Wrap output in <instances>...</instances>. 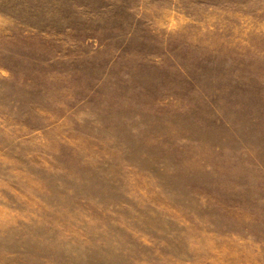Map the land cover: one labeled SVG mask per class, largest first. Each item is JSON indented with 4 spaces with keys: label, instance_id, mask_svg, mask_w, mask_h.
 Masks as SVG:
<instances>
[{
    "label": "rangeland",
    "instance_id": "obj_1",
    "mask_svg": "<svg viewBox=\"0 0 264 264\" xmlns=\"http://www.w3.org/2000/svg\"><path fill=\"white\" fill-rule=\"evenodd\" d=\"M0 264H264V0H0Z\"/></svg>",
    "mask_w": 264,
    "mask_h": 264
}]
</instances>
